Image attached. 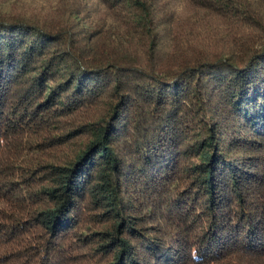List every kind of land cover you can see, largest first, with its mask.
I'll use <instances>...</instances> for the list:
<instances>
[{
	"label": "trees",
	"instance_id": "obj_1",
	"mask_svg": "<svg viewBox=\"0 0 264 264\" xmlns=\"http://www.w3.org/2000/svg\"><path fill=\"white\" fill-rule=\"evenodd\" d=\"M0 0V264H264V0Z\"/></svg>",
	"mask_w": 264,
	"mask_h": 264
},
{
	"label": "rangeland",
	"instance_id": "obj_2",
	"mask_svg": "<svg viewBox=\"0 0 264 264\" xmlns=\"http://www.w3.org/2000/svg\"><path fill=\"white\" fill-rule=\"evenodd\" d=\"M36 2L38 3H41L43 4L45 0H35ZM27 2L31 3V1H28ZM9 5L10 3H0V12H3V13H7L9 11Z\"/></svg>",
	"mask_w": 264,
	"mask_h": 264
}]
</instances>
